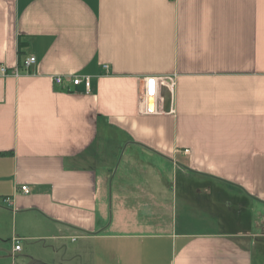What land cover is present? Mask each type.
I'll return each mask as SVG.
<instances>
[{
	"label": "crops",
	"instance_id": "crops-1",
	"mask_svg": "<svg viewBox=\"0 0 264 264\" xmlns=\"http://www.w3.org/2000/svg\"><path fill=\"white\" fill-rule=\"evenodd\" d=\"M30 56L0 77V264H264V0H0V65Z\"/></svg>",
	"mask_w": 264,
	"mask_h": 264
},
{
	"label": "built area",
	"instance_id": "built-area-1",
	"mask_svg": "<svg viewBox=\"0 0 264 264\" xmlns=\"http://www.w3.org/2000/svg\"><path fill=\"white\" fill-rule=\"evenodd\" d=\"M36 63V58L34 56H30L26 58L19 67L14 68L10 70L9 68L0 65V77H6L10 74L14 76H18L21 73V70H25L26 72H29L31 66ZM108 69V66L105 67ZM55 85L59 87H65V89L71 91L72 88H77L79 86H84L86 93H90L93 91V84H92V78L91 76L86 75H79V76H56L53 78ZM154 82L157 83L156 79H151L149 82L147 81L146 84V90H145V110L147 114L150 113H158V106L155 104H152V98L154 99V95L156 92V89H154ZM151 86V88H150ZM153 90V91H152ZM151 102L149 103V101ZM21 192L23 194H30L31 190L28 186H22L20 188ZM15 242V251H20L21 246L19 243L18 238H14L13 240Z\"/></svg>",
	"mask_w": 264,
	"mask_h": 264
},
{
	"label": "rangeland",
	"instance_id": "rangeland-1",
	"mask_svg": "<svg viewBox=\"0 0 264 264\" xmlns=\"http://www.w3.org/2000/svg\"><path fill=\"white\" fill-rule=\"evenodd\" d=\"M111 167H115V169H117L118 167V164L121 160V157L120 159L118 160L117 157L113 156L111 158ZM27 251H28V254L30 256V261H32V263L34 264L35 260H46V261H49L50 258L52 257L51 254L49 253V251L47 249H42V248H38L36 247V245H32V248L28 247L27 248ZM26 252L23 253V255H25ZM27 255V254H26Z\"/></svg>",
	"mask_w": 264,
	"mask_h": 264
}]
</instances>
